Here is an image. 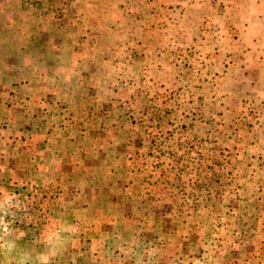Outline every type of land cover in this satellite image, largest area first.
I'll return each mask as SVG.
<instances>
[{
    "label": "rangeland",
    "instance_id": "374dc122",
    "mask_svg": "<svg viewBox=\"0 0 264 264\" xmlns=\"http://www.w3.org/2000/svg\"><path fill=\"white\" fill-rule=\"evenodd\" d=\"M0 264H264V0H0Z\"/></svg>",
    "mask_w": 264,
    "mask_h": 264
}]
</instances>
